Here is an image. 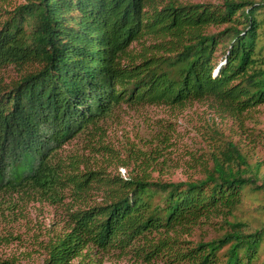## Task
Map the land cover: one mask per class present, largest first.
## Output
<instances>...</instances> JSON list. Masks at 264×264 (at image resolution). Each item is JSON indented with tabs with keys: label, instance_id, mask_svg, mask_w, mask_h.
<instances>
[{
	"label": "trees",
	"instance_id": "16d2710c",
	"mask_svg": "<svg viewBox=\"0 0 264 264\" xmlns=\"http://www.w3.org/2000/svg\"><path fill=\"white\" fill-rule=\"evenodd\" d=\"M8 1L0 0V69L16 78L0 79V198L14 208L55 204L68 189L74 201L62 230L40 244L39 264H82L89 247L133 250L145 263L264 264V179L231 141L210 153L200 177L180 181L153 179L145 168L125 177L78 170V160L58 155L119 104L209 100L235 118L264 104V0ZM246 190L262 195L255 224L234 215ZM214 218L217 235L177 237Z\"/></svg>",
	"mask_w": 264,
	"mask_h": 264
},
{
	"label": "rangeland",
	"instance_id": "374dc122",
	"mask_svg": "<svg viewBox=\"0 0 264 264\" xmlns=\"http://www.w3.org/2000/svg\"><path fill=\"white\" fill-rule=\"evenodd\" d=\"M19 2L9 0L4 5L10 8ZM260 32L261 42H264V25ZM15 78L13 68L0 69L3 82ZM226 140L236 145L250 166L257 165L258 175L264 179V104L237 118L217 112L209 100L192 101L182 107L119 104L99 122L98 130L70 139L58 151V155L64 163L71 159L78 160V170L101 167L110 175L125 177L129 170L139 172L140 168H145L153 179L180 181L200 177L202 166L210 164V153L216 152ZM97 145H104L107 149L95 151ZM146 155L149 162L144 160ZM115 157L127 159L128 165H119ZM68 192V189L65 190L60 203L30 201L17 208L0 198V258H10L23 264L41 263L43 249L40 244L62 230L66 204L74 202ZM88 198L99 202L101 194L91 190ZM261 202V192L246 190L241 204L234 211L236 219L255 224L263 215L259 209ZM221 226L219 218H214L211 222L196 225L187 233L179 232L177 237L191 241L206 240L217 235ZM87 250L82 264H169L163 258L145 263L133 250L128 249H84ZM262 258L263 253L260 260ZM78 262L79 259H74L70 264Z\"/></svg>",
	"mask_w": 264,
	"mask_h": 264
}]
</instances>
